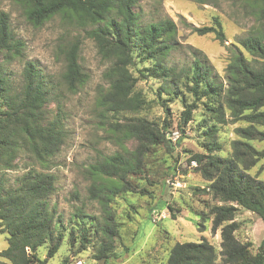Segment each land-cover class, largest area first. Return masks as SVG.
<instances>
[{"label":"trees","instance_id":"obj_1","mask_svg":"<svg viewBox=\"0 0 264 264\" xmlns=\"http://www.w3.org/2000/svg\"><path fill=\"white\" fill-rule=\"evenodd\" d=\"M11 1L35 27L58 17L64 25L80 29L109 64L104 72L107 88L99 91L96 106L107 138L121 150L101 154L89 168L93 180L89 200L99 202L105 217L103 224L94 225L82 212L76 214L72 229L73 233L76 229L83 231L77 235L82 249L89 243L90 234H101L105 241L95 259L104 260V264H111V258L118 259L113 242L123 240L127 223L116 219L112 201L135 192L133 183L151 168L153 156L160 154L164 163L177 161L182 140L174 142L168 137L169 121L160 124L141 113L160 104L169 118L171 104L177 101L184 109L181 125L195 122V112L201 110L198 130L203 152L193 154L191 161L196 162V172L208 184L202 192L211 197L213 205L201 216L212 219L214 233L221 230V261H217L215 247L203 240L175 244L165 264H264V239L254 253L252 242L236 237L240 209L258 215L264 224V180L249 174L264 158V150L251 144L264 141V132L259 129L264 127V0H225L239 4L244 15L254 21L247 36L229 48L225 82L201 50H195L187 64L170 63L179 46L178 26L171 18L143 23L136 11L142 0ZM214 1L197 0L216 5ZM192 32L213 35L222 45L227 41L218 17L213 18L212 25L193 27ZM81 44L77 37L60 42L64 69L54 81L35 61H25L24 42L12 30L10 15L0 12V231L7 234L8 243L0 253V264H48L64 244L63 222L56 207L50 206L56 176L49 170L69 134L61 96L64 91L78 93L89 80L80 62ZM15 62L23 63L19 88L8 76V68ZM149 80L160 84L156 99L149 100L138 87L139 82ZM52 102H56V110L50 109ZM229 121H242L248 126L235 130L238 139L231 143L232 153L222 157L219 132ZM129 143L132 148L127 147ZM22 153L43 170L30 169L15 180V187H7L5 174L17 168ZM162 184L165 190L166 182ZM92 226L94 229L89 228ZM70 240L74 244V237ZM42 246L46 247L45 257L40 254ZM76 261L66 258L61 264Z\"/></svg>","mask_w":264,"mask_h":264},{"label":"rangeland","instance_id":"obj_2","mask_svg":"<svg viewBox=\"0 0 264 264\" xmlns=\"http://www.w3.org/2000/svg\"><path fill=\"white\" fill-rule=\"evenodd\" d=\"M216 5L200 4L197 0H142L136 7L143 23L155 22L162 18H171L178 26V50L170 56V63L187 64L192 60L195 50L203 51L210 59L215 72L225 82V69L229 63L232 43L247 36L254 24L246 17L239 4L225 0H215ZM10 15L11 27L15 35L25 44V61H35L45 75L58 81L63 72V56L60 55V42H70L76 37L81 41L80 62L89 80L85 87L76 94L63 92L61 105L66 114L68 138L60 153L52 160L49 170L56 176V191L50 198L51 208L56 207L57 216L64 226L65 241L62 248L48 264H61L64 259L81 260L84 264H104V260L95 259L100 254L101 234L88 236L89 243L82 249L77 235L80 229H72L76 214L82 212L87 221L94 225L104 223V213L97 201L89 200V188L93 183L89 168L101 154L112 155L120 147L109 140L101 120L98 117L96 102L99 91L107 88L104 72L109 64L99 56L95 43L84 37L83 31L64 25L54 18L41 27L31 25L22 9L11 0H0V12ZM218 17L226 34V43L222 45L213 35L198 36L193 27L213 24ZM246 54V53H245ZM248 59L251 57L246 54ZM23 63L15 62L8 68V76L15 88L21 86ZM149 100L156 99L160 84L154 81H141L138 84ZM56 110V102L50 104ZM183 107L179 102L171 104V116L167 115L159 104L141 113L152 121L163 124L171 123L168 137L174 142L180 138L177 148L178 160L162 161L160 154L150 159V167L133 183L134 193L121 195L111 203L117 220L127 223L123 228V240H114V252L118 259L111 258V264H165L171 248L177 243H200L208 240L217 252V261H221V230L212 231V219L201 215L207 213L213 205L211 197L203 193L208 184L197 173V164L191 161L195 153L203 152L201 132L198 122L201 110L195 112V122L180 124ZM248 126L245 122L229 123L220 127L219 141L223 150L222 157L232 153L231 143L238 139L235 130ZM264 132V127H259ZM251 144L259 151L264 150V141L254 140ZM127 147L132 148L129 143ZM165 157H167L165 155ZM17 168L5 174L7 187H15V180L30 169L43 170L29 155L22 153L17 161ZM168 167L174 170L167 172ZM249 174L264 180V158ZM2 176V174H0ZM163 182L166 188L163 189ZM164 190V191H163ZM145 191V192H144ZM191 205V206H189ZM190 207H192L190 209ZM191 210L192 212H189ZM175 215V217L173 216ZM240 229L236 237L241 242H252V251L256 253L264 239V224L261 218L247 210L240 209L236 216ZM89 227L90 229H94ZM74 237V244L70 240ZM8 247L7 234L0 231V253ZM125 247L130 250L127 253ZM40 254H46V247L40 248ZM0 257V261H1Z\"/></svg>","mask_w":264,"mask_h":264},{"label":"built area","instance_id":"obj_3","mask_svg":"<svg viewBox=\"0 0 264 264\" xmlns=\"http://www.w3.org/2000/svg\"><path fill=\"white\" fill-rule=\"evenodd\" d=\"M73 264H84V263H83V261L78 260V261L74 262Z\"/></svg>","mask_w":264,"mask_h":264}]
</instances>
